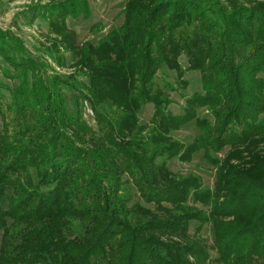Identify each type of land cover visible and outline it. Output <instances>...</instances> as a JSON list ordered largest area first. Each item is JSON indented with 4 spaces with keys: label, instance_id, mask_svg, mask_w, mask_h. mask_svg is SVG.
I'll use <instances>...</instances> for the list:
<instances>
[{
    "label": "trees",
    "instance_id": "trees-1",
    "mask_svg": "<svg viewBox=\"0 0 264 264\" xmlns=\"http://www.w3.org/2000/svg\"><path fill=\"white\" fill-rule=\"evenodd\" d=\"M22 14L51 42L36 54L0 26V264H264V151L249 149L264 139V0H129L121 25L82 43L68 19L90 17L88 0ZM66 54L71 73L53 66ZM182 55L201 73L191 95ZM191 121L200 133L174 138ZM201 150L212 183L170 170Z\"/></svg>",
    "mask_w": 264,
    "mask_h": 264
},
{
    "label": "rangeland",
    "instance_id": "rangeland-1",
    "mask_svg": "<svg viewBox=\"0 0 264 264\" xmlns=\"http://www.w3.org/2000/svg\"><path fill=\"white\" fill-rule=\"evenodd\" d=\"M35 1L46 2L47 0H0V26L4 29H11L18 35L23 37L26 45L34 53L38 54V47L46 41L45 33L47 31L44 23H34L29 25L26 22L22 12L26 10V5L31 4ZM91 8V15L88 18H69L68 26L70 29L76 31L77 38L79 42H85L86 40L98 41L103 35H105L111 28L121 25L124 14L123 10L129 0H88ZM46 38V39H45ZM51 42V40L47 39ZM40 54V53H39ZM68 58L67 66H58L53 64L57 71L63 73H71L75 69L69 64L70 54H66ZM182 67L184 68V76L188 83L187 87L183 88L182 91L187 95H191L196 91H201V73L199 71H194L188 69V62L185 55L180 58ZM80 78H84L80 75ZM158 81L162 84L163 81H168L177 85V75L176 72L167 68H164L158 72ZM162 79H164L162 81ZM69 93V96H71ZM170 97L173 102L170 104L169 108L173 113H181L184 107V98L180 95V91H170ZM154 107L153 104L148 103L143 106L140 112L141 123L149 124V121L153 115ZM208 110L202 108L199 110V116H207ZM85 118L89 123L94 124L93 113L85 111ZM200 133L199 127L194 121L189 122L177 131L172 132L174 138L184 142H191L195 136ZM252 147V148H251ZM252 151L258 150L260 153L264 151V139H260L254 142L253 145L249 147ZM229 146H227L223 151L217 155L223 157L228 151ZM243 150V158L246 159V155L249 156L248 150ZM250 157V156H249ZM242 158H233V163H238ZM169 168L171 171L178 175H188L195 174L202 178L205 183H212L215 176V168L204 156L203 150L197 152L191 161H180L179 159L170 160ZM191 202V201H190ZM201 209L207 210V207L202 204H197ZM197 223L191 222L190 233L193 234L196 230ZM200 234L207 239L208 244L212 243V233L210 229V224L206 223L200 230ZM211 256L215 257L216 253L213 249L210 250ZM211 264H216L212 262Z\"/></svg>",
    "mask_w": 264,
    "mask_h": 264
}]
</instances>
